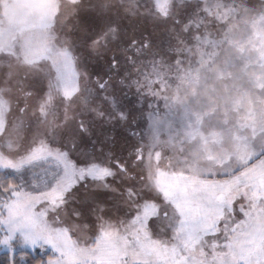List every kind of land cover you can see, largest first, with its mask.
Listing matches in <instances>:
<instances>
[{"label":"rangeland","instance_id":"374dc122","mask_svg":"<svg viewBox=\"0 0 264 264\" xmlns=\"http://www.w3.org/2000/svg\"><path fill=\"white\" fill-rule=\"evenodd\" d=\"M200 2L192 0L186 7V0H1L0 170L16 169L37 132V140L46 135L53 145L59 137L61 147L75 140L70 151L81 163L95 158L99 164L88 174L96 176L103 174L100 165L109 162V152L113 160L125 161L124 155L133 160L129 152L140 142L148 159L135 167L127 163L128 175L146 166L160 190L209 224L222 214L218 203L234 195L242 181L257 199L264 198V166L254 163L237 176L213 177L199 174L194 159L201 153L217 155L215 146L228 140L230 124L241 129L264 124V0H202L206 11L195 16L192 9ZM124 21L130 29L140 27V35L125 33ZM129 37H144L149 47L138 41L136 57L126 53L127 61L119 62L128 69L108 73L105 87H97L81 51L113 54ZM140 85L146 86L138 91ZM157 112L162 119H156ZM80 121L87 132L77 127ZM82 134H90L88 143L80 142ZM231 139L238 141V132L232 131ZM185 154L193 158L191 170L177 167ZM82 174L70 169L59 189L46 192L26 188V177H21L11 197L0 201V221H10L17 233L23 230L25 239L51 242L67 264L85 256L96 264H117L126 240L109 221H101L96 243L85 249L66 229L45 222L37 207L41 200L59 202L63 190ZM129 182L134 181L117 170L110 184L122 189ZM95 183L75 189L70 207H82L76 201L88 195L112 203L106 198L117 194L99 191ZM79 231L85 233L83 227ZM9 235L0 231V251L8 250L3 241ZM262 244L264 208H259L248 231L236 233L227 255L247 259ZM144 247L168 254L147 240ZM45 248L53 251L48 244ZM25 249L31 246L16 245V251ZM224 257L215 253L217 264H224ZM193 264L206 262L194 253Z\"/></svg>","mask_w":264,"mask_h":264},{"label":"snow or ice","instance_id":"6c2138e0","mask_svg":"<svg viewBox=\"0 0 264 264\" xmlns=\"http://www.w3.org/2000/svg\"><path fill=\"white\" fill-rule=\"evenodd\" d=\"M192 0H186V7ZM206 11L202 6V0L192 9L195 16ZM192 19V16L189 17ZM175 23H180L179 18ZM187 23V22H186ZM193 25H189L192 27ZM199 27V25H195ZM187 31V29H183ZM195 35V33H194ZM175 61H173L174 63ZM115 55L111 59L113 68L117 65ZM108 78L100 81L97 77V87L103 89ZM146 85H140V88ZM151 107V105H149ZM167 107V106H165ZM126 118V115L122 116ZM150 123L152 113H149ZM156 119H162L156 113ZM81 132H87L83 121L77 125ZM239 134L238 141L231 139V132ZM39 132L34 133L23 149L20 163L16 166V173L19 175L26 170L29 176L30 189L38 192H46L53 188L59 189L64 177L70 169L84 170V174L75 179L69 187L63 190L59 202L38 201L39 207L45 222L50 221L53 226L64 228L75 237L76 243L87 249L96 243L101 231V221L107 220L110 226L126 240L124 250L118 259L117 264H193V254L204 257L206 264H217L215 253H225L224 264H264V244L256 256L243 258H230L227 253L231 241L238 231H248L253 224V213L255 209L264 208V198L257 199L253 195L251 185L241 182L231 197L225 198L218 203L222 214L209 224L206 217L194 210L182 208L175 197H172L160 190L154 179L146 173V166H142L139 173L128 175L126 161L111 159L108 153L109 162L100 165L103 174L96 176L88 174L90 169L97 166L99 162L92 158L87 163H81L73 156L70 149L76 148L75 140L68 146L59 145V137H55L56 144L48 139L46 135L37 140ZM20 138L23 139V129L20 130ZM243 146V151L241 147ZM217 155L208 158L203 153L196 156V170L199 174L213 177H234L254 163L264 166V124L257 128H238L235 124L229 125V138L223 145L215 146ZM139 150V151H138ZM171 154V149L166 150ZM129 155L133 158V166L145 162L148 157L144 154L142 143L138 142ZM181 170L193 167V158L190 155H182L176 162ZM113 165L115 167H113ZM117 170L125 174L130 181L122 189L111 186L110 181L116 177ZM10 181L11 177H7ZM5 181L4 171L0 170V185ZM88 181H95V187L99 191H112L116 197L109 196L106 199L112 203H104L96 196L88 195L76 203L82 205L77 208L71 205L75 197L70 194L81 185L86 189ZM11 186L8 196L11 197ZM61 209L63 211L61 212ZM83 227L85 233L82 235L79 229ZM0 231H6L10 235L3 241L8 248L7 264H67L59 255V249L49 241L43 243L38 240L24 238L23 230L17 233L11 227V222L0 221ZM191 237V239H190ZM144 240L155 245L156 250H149L144 247ZM195 244H192V241ZM21 247L31 246V252L16 251V245ZM45 244L52 248L48 252ZM39 249V253L37 252ZM19 256V262L17 260ZM75 264H96L87 256Z\"/></svg>","mask_w":264,"mask_h":264},{"label":"flooded vegetation","instance_id":"af4514ba","mask_svg":"<svg viewBox=\"0 0 264 264\" xmlns=\"http://www.w3.org/2000/svg\"><path fill=\"white\" fill-rule=\"evenodd\" d=\"M128 39L125 40L127 42L123 43V45L118 43L117 44L118 51L113 52V54H109L108 53L109 50H105V51L100 50V52H97V54L91 56V55L86 54V51L84 49L81 51V55L86 57V60H84V62L87 63L86 67H88V70H90V72L94 74L93 75L94 79H97L96 74H98L99 76H103V78L105 79V78H108V73H112V72L116 73V72H120V71H126L128 69L129 66H127V65L122 66L119 64V62H121L122 60L127 61V57H125L126 53H131L132 57H136L139 50L141 51L140 44L137 45L134 40H132L130 42V44L133 45V48H129L130 44L128 43V41H129ZM122 46H124L125 49H122L121 48ZM113 55H115V58L118 62L115 68H113L111 66V59H112ZM36 88L39 89V86L38 87L36 86ZM38 89H36V90H38ZM92 132H96V130L93 128ZM81 136H82V141H80V142L88 143L90 141V134H86V136L85 135L83 136V134H82ZM124 160L129 165L134 164L133 160H130V156H128V155H124Z\"/></svg>","mask_w":264,"mask_h":264},{"label":"trees","instance_id":"16d2710c","mask_svg":"<svg viewBox=\"0 0 264 264\" xmlns=\"http://www.w3.org/2000/svg\"><path fill=\"white\" fill-rule=\"evenodd\" d=\"M130 25L131 24L129 22L124 21L123 29H124L125 33H129L131 31L132 32H137L139 30V28H140V27L138 28V26H136V28L130 29L131 28ZM137 33H139V35H140V32L139 31ZM164 36H165L164 34L161 35L162 38H164ZM128 40H129L128 41L129 44H130V42L132 40H134L135 43H137L138 41L139 42L142 41L146 45L145 47H149V42L146 40V38L144 39V37H141V39H136V38L134 39V38L129 37ZM121 48L122 49H125L124 46H122ZM129 48H133V45L130 44ZM1 170L4 171V175H5V181H4V183L2 185H0V201H3V200H5L8 197V191L10 189V185L11 186H15V185L19 184L20 183V179L23 176L26 177V181L28 182L29 181V177L27 178L28 173H27L26 168L19 175L16 173L15 170H12L10 168H4V169H1ZM7 177H11V180L9 181L7 179ZM26 181L24 182L23 185H25L26 188L30 189V186H29V184ZM46 250L48 252H50V250H48V249H46ZM20 252H28V253H30L31 250L25 249V250L17 251L18 254ZM37 252L39 253V249H37ZM7 253H8V250H2V251H0V264H7V261H8ZM17 260L19 262V256H17Z\"/></svg>","mask_w":264,"mask_h":264}]
</instances>
